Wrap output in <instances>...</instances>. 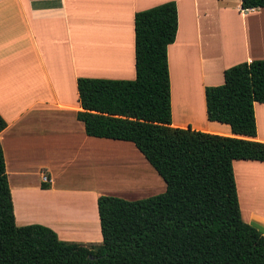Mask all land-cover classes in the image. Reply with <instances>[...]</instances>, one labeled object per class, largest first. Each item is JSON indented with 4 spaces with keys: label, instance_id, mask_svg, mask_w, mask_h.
I'll return each instance as SVG.
<instances>
[{
    "label": "crops",
    "instance_id": "1",
    "mask_svg": "<svg viewBox=\"0 0 264 264\" xmlns=\"http://www.w3.org/2000/svg\"><path fill=\"white\" fill-rule=\"evenodd\" d=\"M167 1L0 0V115L7 124L0 144L17 226L40 224L63 241L100 243L98 198L135 193L137 148L86 135L76 117V82L133 80L134 14ZM174 1L178 27L167 50L172 126L239 137L207 119L205 88L221 85L229 67L264 59V8L241 10L237 0L234 24L212 15L208 0ZM90 18L105 27L89 26ZM90 36L105 38L94 46L103 54L112 51L108 40H117L113 68L91 66ZM254 113V140L264 143V104L255 102ZM233 171L242 219L264 235V162L235 160Z\"/></svg>",
    "mask_w": 264,
    "mask_h": 264
},
{
    "label": "trees",
    "instance_id": "2",
    "mask_svg": "<svg viewBox=\"0 0 264 264\" xmlns=\"http://www.w3.org/2000/svg\"><path fill=\"white\" fill-rule=\"evenodd\" d=\"M240 1L241 10L264 8V0ZM177 27L174 0L136 12L135 78L76 82L86 135L133 143L165 191L101 195L102 241H63L49 227L16 225L0 144V264H264V235L242 219L233 171L235 160L264 162V143L254 140L264 59L229 67L221 85L205 88L207 119L239 137L173 127L167 50ZM6 125L0 115V133Z\"/></svg>",
    "mask_w": 264,
    "mask_h": 264
},
{
    "label": "rangeland",
    "instance_id": "3",
    "mask_svg": "<svg viewBox=\"0 0 264 264\" xmlns=\"http://www.w3.org/2000/svg\"><path fill=\"white\" fill-rule=\"evenodd\" d=\"M236 2L237 0H222V3L220 2V4L217 5L215 0H208V10L212 15H215L216 17H220V15L226 16V18L230 20V23L237 24L238 16L236 11ZM218 7H220V10L218 9ZM223 7L225 8V10L221 9ZM85 21L86 19L84 17L83 22ZM89 23V26H93L96 28L101 26L105 27L106 25L104 24V22L100 23V21L97 19L93 24V20L91 18L89 19ZM138 155L139 156L137 157V161H131L136 167V190L135 193L133 195H130L126 200L144 199L165 191V188H161V186H159L160 181L161 184L164 183V181H162V179L150 166V164L147 161L143 160L144 157L139 151ZM163 185H165V183Z\"/></svg>",
    "mask_w": 264,
    "mask_h": 264
},
{
    "label": "bare ground",
    "instance_id": "4",
    "mask_svg": "<svg viewBox=\"0 0 264 264\" xmlns=\"http://www.w3.org/2000/svg\"><path fill=\"white\" fill-rule=\"evenodd\" d=\"M105 38H101L99 36H95V37H91L90 36V40H89V52H90V64L91 66H93L94 69H100V70H104L106 68H113L114 64L116 63V59L118 57H116V53L118 52L119 48V43L117 42V40H113L112 38H110L108 41H110L111 43V53L109 54H103L102 50L99 48H95L94 46H101L102 41ZM101 48V47H100ZM100 52L102 54H100ZM186 109H183V111L185 112ZM60 201L59 199H56ZM47 206V205H46ZM57 206V204H56ZM59 206V205H58ZM57 208V207H56ZM47 209V208H46Z\"/></svg>",
    "mask_w": 264,
    "mask_h": 264
},
{
    "label": "built area",
    "instance_id": "5",
    "mask_svg": "<svg viewBox=\"0 0 264 264\" xmlns=\"http://www.w3.org/2000/svg\"><path fill=\"white\" fill-rule=\"evenodd\" d=\"M42 183H48L49 182V178L46 175H42Z\"/></svg>",
    "mask_w": 264,
    "mask_h": 264
}]
</instances>
